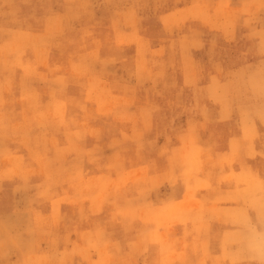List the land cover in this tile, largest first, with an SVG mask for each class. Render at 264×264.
Returning <instances> with one entry per match:
<instances>
[{
    "label": "rangeland",
    "instance_id": "374dc122",
    "mask_svg": "<svg viewBox=\"0 0 264 264\" xmlns=\"http://www.w3.org/2000/svg\"><path fill=\"white\" fill-rule=\"evenodd\" d=\"M0 264H264V0H0Z\"/></svg>",
    "mask_w": 264,
    "mask_h": 264
},
{
    "label": "bare ground",
    "instance_id": "6f19581e",
    "mask_svg": "<svg viewBox=\"0 0 264 264\" xmlns=\"http://www.w3.org/2000/svg\"><path fill=\"white\" fill-rule=\"evenodd\" d=\"M34 51V50H33ZM18 66V65H17ZM23 73V72H22ZM31 78V77H30ZM259 100V99H258ZM34 111V110H33ZM51 119V118H50ZM70 134V133H69ZM49 140V139H48ZM50 144V143H49ZM41 153V152H40ZM43 158V157H42ZM40 165V164H39ZM25 182V181H24ZM9 229V228H8ZM7 241V240H6Z\"/></svg>",
    "mask_w": 264,
    "mask_h": 264
}]
</instances>
